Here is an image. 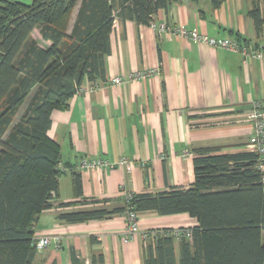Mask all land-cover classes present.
<instances>
[{"label": "crops", "instance_id": "crops-1", "mask_svg": "<svg viewBox=\"0 0 264 264\" xmlns=\"http://www.w3.org/2000/svg\"><path fill=\"white\" fill-rule=\"evenodd\" d=\"M30 3L29 0H16ZM79 2L67 32H71ZM252 0H180L160 9L149 25L116 15L110 33V52L104 56L103 77L84 82L65 109L52 111L46 135L59 148L58 193L51 208L41 212L34 239L49 237L50 245L37 252V264H144L152 244L137 236L124 242V195H156L193 183L194 149L219 148L220 154H243L253 134L248 118L253 104L264 113V24L258 34L248 15ZM264 16V0H260ZM161 26L165 30L161 31ZM183 27L217 40L230 39L253 53L210 46L172 34ZM31 37L42 47L38 29ZM159 68L143 80L110 85L133 72ZM21 110L20 114L22 113ZM83 158L117 163L124 167L80 171ZM75 176L81 194L76 195ZM66 204H69L65 206ZM104 211L100 218L79 223L59 219L60 214ZM140 232L192 228L188 214L161 215L154 210L137 213ZM176 264L181 242L173 240Z\"/></svg>", "mask_w": 264, "mask_h": 264}, {"label": "trees", "instance_id": "trees-1", "mask_svg": "<svg viewBox=\"0 0 264 264\" xmlns=\"http://www.w3.org/2000/svg\"><path fill=\"white\" fill-rule=\"evenodd\" d=\"M179 1L0 0V264H37L35 225L39 214L51 208L64 171L59 148L46 135L50 115L65 109L84 82L102 79L115 16L149 25L158 10ZM248 15L259 34L264 24L260 0H252ZM35 29L49 43L46 47L31 37ZM219 151L193 150L190 187L154 196L126 194L115 212L154 210L196 219L197 226L179 228L190 234L179 239L180 264H264V170L256 168L259 157ZM74 187L80 195L78 176ZM107 214L82 211L60 214L59 219L79 223ZM170 231L151 237L144 264H176L174 239L166 236ZM73 264L84 263L74 259Z\"/></svg>", "mask_w": 264, "mask_h": 264}, {"label": "built area", "instance_id": "built-area-1", "mask_svg": "<svg viewBox=\"0 0 264 264\" xmlns=\"http://www.w3.org/2000/svg\"><path fill=\"white\" fill-rule=\"evenodd\" d=\"M161 31H164V26H161ZM172 34L175 36H180L184 39L194 40L203 44L210 46L211 48H222L231 52L240 53L243 57H247L248 55L252 54L253 52L246 47L240 46L236 41L230 39H221L217 40L215 38L207 37L203 34H199L195 31H188L183 27H178L172 31ZM159 74V68L150 69L140 72H133L125 78L124 80L121 78H114L112 79L109 84L110 85H120L127 81H136V80H143L151 76H156ZM82 92V89L79 90L78 93ZM248 118L251 120L253 124V134L249 138V141L246 145L248 152L257 154L259 157L258 163L256 168L260 171L264 170V113L260 109L259 104L254 103L252 110L250 111ZM116 167H124L128 172L132 169V163L127 160L126 158H121L117 163H110L107 160L103 159H94V158H83L79 161L77 165V169L80 171H90V170H98L102 168L107 169H114ZM62 170L64 168L59 166ZM125 218L127 221V228L124 233L123 241L128 242L134 239L135 237L139 236L142 238L143 242L145 243L146 239L149 237H154L157 235L156 230L153 231H145L140 232V228L137 221V213L133 212L132 210L128 209ZM166 236H170L173 239H180L181 237L185 236L190 238L189 233H185L183 230L180 229H173L169 233H166ZM51 243L49 237H39L34 240L35 250L40 252L46 249Z\"/></svg>", "mask_w": 264, "mask_h": 264}, {"label": "rangeland", "instance_id": "rangeland-1", "mask_svg": "<svg viewBox=\"0 0 264 264\" xmlns=\"http://www.w3.org/2000/svg\"><path fill=\"white\" fill-rule=\"evenodd\" d=\"M23 1H25V0H23Z\"/></svg>", "mask_w": 264, "mask_h": 264}]
</instances>
